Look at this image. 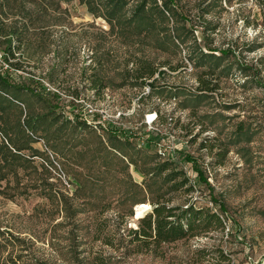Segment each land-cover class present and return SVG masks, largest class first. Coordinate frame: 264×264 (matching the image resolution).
Instances as JSON below:
<instances>
[{"label": "rangeland", "instance_id": "374dc122", "mask_svg": "<svg viewBox=\"0 0 264 264\" xmlns=\"http://www.w3.org/2000/svg\"><path fill=\"white\" fill-rule=\"evenodd\" d=\"M102 12L0 0V148L20 150L0 171V264H264V0H131L111 24ZM148 65L173 74L139 112L168 103L172 150L196 174L187 195L152 150L69 124L70 95L95 83L126 105ZM156 200L207 206L223 228L137 250L129 232Z\"/></svg>", "mask_w": 264, "mask_h": 264}, {"label": "built area", "instance_id": "2783aa9c", "mask_svg": "<svg viewBox=\"0 0 264 264\" xmlns=\"http://www.w3.org/2000/svg\"><path fill=\"white\" fill-rule=\"evenodd\" d=\"M9 67L6 64V68ZM160 73L173 74L168 67L162 66L151 77L140 78V90H135L132 100H128L126 105L120 101L119 96L106 88L92 89L88 98L70 95L69 123L83 124L102 138L110 134L119 141L132 144L137 150H152L160 160L175 165L188 184L195 188L193 165L172 150L170 142L173 134L164 127L162 121L163 116H167L168 122L172 121L168 103L160 102L159 110L146 109L144 113L139 112L143 102L151 97L152 86L159 79ZM166 125L169 127L171 123Z\"/></svg>", "mask_w": 264, "mask_h": 264}, {"label": "trees", "instance_id": "16d2710c", "mask_svg": "<svg viewBox=\"0 0 264 264\" xmlns=\"http://www.w3.org/2000/svg\"><path fill=\"white\" fill-rule=\"evenodd\" d=\"M90 12H100L101 16L111 24L121 15L131 0H83ZM140 1V0H132ZM144 1V0H142ZM172 4V0H163V7ZM139 14H137L138 16ZM131 18H134L132 16ZM130 18V19H131ZM4 42H2L3 44ZM8 53H11V41L8 40ZM7 60V56L4 57ZM17 66L14 64L13 68ZM155 73V68L151 65L139 70L138 78L151 77ZM92 89L99 88L94 83ZM11 88V85L0 77V91ZM19 91L18 89H16ZM1 109V107H0ZM2 149V148H0ZM6 149V151H5ZM19 149L11 152L6 146L0 151V171L10 163L19 160ZM172 164L163 161L156 169L157 173L169 171ZM164 183L171 184L170 190L174 192L183 191L186 195L193 192L192 186L181 172H173L166 176ZM213 203V201H212ZM151 210L145 214L138 222L137 228L130 230V243L135 244L137 250L151 252L155 256H160L159 251L163 245L174 244L178 241L186 240L189 237L206 233L211 227L215 229L223 228V221L219 214L213 213L207 206H196L189 203L185 207L172 206L159 200L150 201ZM139 218V216H137ZM136 218V219H137ZM203 252V250H201ZM203 255V254H202ZM221 257L222 254H219Z\"/></svg>", "mask_w": 264, "mask_h": 264}, {"label": "bare ground", "instance_id": "6f19581e", "mask_svg": "<svg viewBox=\"0 0 264 264\" xmlns=\"http://www.w3.org/2000/svg\"><path fill=\"white\" fill-rule=\"evenodd\" d=\"M146 206L144 205V206H138V208H136V210H135V212L137 213V216H140V214H141V210L143 209V208H145Z\"/></svg>", "mask_w": 264, "mask_h": 264}, {"label": "crops", "instance_id": "0c3cea01", "mask_svg": "<svg viewBox=\"0 0 264 264\" xmlns=\"http://www.w3.org/2000/svg\"><path fill=\"white\" fill-rule=\"evenodd\" d=\"M70 124V123H69ZM77 124H79V125H83V124H80V123H77ZM84 127H86V128H88L87 126H85V125H83ZM89 129V128H88ZM90 130V129H89ZM90 131H92V130H90ZM93 132V131H92ZM95 133V132H94ZM96 134V133H95ZM97 135V134H96ZM97 136H99V135H97ZM106 136V135H105ZM105 136L102 138L101 136H99L102 140H104V138H105Z\"/></svg>", "mask_w": 264, "mask_h": 264}]
</instances>
